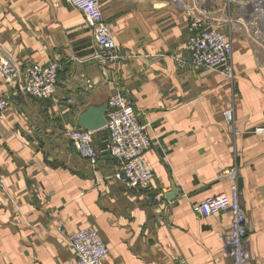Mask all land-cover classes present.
Listing matches in <instances>:
<instances>
[{"label": "crops", "instance_id": "obj_1", "mask_svg": "<svg viewBox=\"0 0 264 264\" xmlns=\"http://www.w3.org/2000/svg\"><path fill=\"white\" fill-rule=\"evenodd\" d=\"M253 1L99 0L118 50L102 67L83 14L66 0H0L1 59L18 76L31 64H59L48 99L0 73L10 100L0 117V264H75L67 233L88 227L108 247L102 264H232L221 240L230 212L192 210L232 185L251 264H264V134L254 132L264 127V0L258 12ZM194 21L228 35L232 76L190 62ZM117 92L151 141L148 189L122 184L109 155L80 157L67 135L86 105Z\"/></svg>", "mask_w": 264, "mask_h": 264}, {"label": "built area", "instance_id": "obj_2", "mask_svg": "<svg viewBox=\"0 0 264 264\" xmlns=\"http://www.w3.org/2000/svg\"><path fill=\"white\" fill-rule=\"evenodd\" d=\"M70 6L79 10L88 28L92 31L94 41L100 52L96 58L102 67L118 57V50L111 32L104 22L99 0H66ZM232 1V0H231ZM248 0H241L246 5ZM254 10L260 11L262 0H254ZM185 51L194 66L213 68L232 76L230 63L231 40L224 32L212 27L203 26L198 21L191 23L189 34L184 43ZM59 64L52 61L41 65L31 64L18 76L17 70L0 57V73L7 83H18V89L38 99L53 97L58 84ZM103 76L106 71L101 70ZM90 85V82H87ZM10 105L9 97L0 94V117ZM229 119L230 113H225ZM104 129L108 142L106 151L115 161L114 176L131 189H148L153 173L144 159V153L150 148L151 141L146 127L137 118L132 104L121 93H114L107 99ZM264 134V127L254 130ZM94 131L81 128L67 132L69 141L77 154L95 162L101 154L100 147L95 145ZM163 195L155 197L160 201ZM193 212L199 217L215 215L221 211H229L231 224L229 231L221 237L223 247L232 260V264H251V255L247 241V225L244 210L241 206L236 185H232L230 193L208 197L192 205ZM75 264H102L109 250L101 236L93 228H80L67 233ZM180 264H187L181 260Z\"/></svg>", "mask_w": 264, "mask_h": 264}, {"label": "water", "instance_id": "obj_3", "mask_svg": "<svg viewBox=\"0 0 264 264\" xmlns=\"http://www.w3.org/2000/svg\"><path fill=\"white\" fill-rule=\"evenodd\" d=\"M106 108L107 100H103L100 103H89L86 105L77 117L79 128L94 132L103 129L106 124ZM99 141V147L102 150L101 155L108 156V152L106 151V144L108 142L106 132L102 133ZM175 193V189H173V192L166 195V198H172Z\"/></svg>", "mask_w": 264, "mask_h": 264}, {"label": "rangeland", "instance_id": "obj_4", "mask_svg": "<svg viewBox=\"0 0 264 264\" xmlns=\"http://www.w3.org/2000/svg\"><path fill=\"white\" fill-rule=\"evenodd\" d=\"M245 10L247 11L248 9L246 8Z\"/></svg>", "mask_w": 264, "mask_h": 264}]
</instances>
